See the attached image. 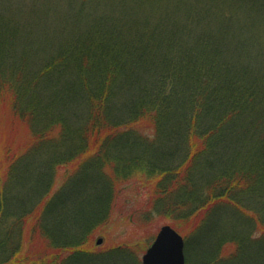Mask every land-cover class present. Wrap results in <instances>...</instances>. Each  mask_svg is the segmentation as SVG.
Segmentation results:
<instances>
[{
    "label": "trees",
    "instance_id": "obj_1",
    "mask_svg": "<svg viewBox=\"0 0 264 264\" xmlns=\"http://www.w3.org/2000/svg\"><path fill=\"white\" fill-rule=\"evenodd\" d=\"M131 1L137 5L142 3ZM182 1L176 0L171 5L179 10L177 14L169 16L170 12L165 11L158 23L153 24L152 13L141 20L140 10L135 13L131 4L124 3L125 7L113 10L104 8L106 0H72L66 24L70 28L64 31L69 36L62 35L59 40L53 33L48 34L50 45L60 46L37 78L29 79L32 73L22 71L17 81L6 86L5 73L16 74L20 70L16 63L9 64V54L14 51L17 40L25 38L20 26L9 20V27L0 28V92L12 98L17 84L21 89L20 98L25 100L32 98L42 85L52 98L51 105L77 107L78 101H87L91 115L84 128L85 147L71 164L80 167L85 164L91 168L90 173L100 171L91 164L93 160L100 159L101 165L116 164L118 169L106 176L107 179L101 174L94 179L95 184L103 185V190L110 193L114 192L111 187L118 178L129 179L140 171L150 181L149 212L181 217L185 214L181 231L187 238L188 220L202 221L210 215L218 216L221 206L228 204L235 208L236 198L241 194L254 196L253 192L258 193L262 186L256 181L261 171L255 165L261 166V150H264V121L259 118L264 69H254L253 60V63L250 59L243 62L242 58H251L256 41L261 44L260 59L264 62V41L255 36V30L264 20V0ZM87 6L89 11L93 8L92 12L87 11L88 16ZM226 9L229 11H220ZM238 13L246 18L236 26ZM213 18L221 25L212 22ZM228 23L233 26L226 27ZM51 124L53 132L56 124ZM145 127L147 132H142L141 128ZM182 134L187 137L189 153L184 163L175 167V162L162 158L165 152L160 153L159 147L161 138L172 141ZM121 135L126 138L121 139ZM43 139L36 137L34 142L38 144ZM135 141L141 142L144 150L135 149ZM121 150L127 156L119 155ZM115 155L116 160L111 162L109 159ZM225 163L230 165L228 171L215 176L206 190H196L191 176L194 172L202 167L201 171L211 176ZM7 164L10 161L0 166V182ZM205 178L203 175L201 179L205 181ZM260 194L263 195L261 191ZM47 201L45 197L38 205L36 225L47 213L50 206ZM93 210L87 215L90 221L95 218ZM216 230H211L209 238L207 235L200 240L197 250L201 257L197 264H241L247 257L252 264H264V244L256 240L254 253L245 254L248 245L255 243L247 238L239 240L244 254L227 261L223 246L230 244L231 235L224 233L220 237ZM58 235V239L53 236L50 242L43 229L42 233L41 230L33 232V244L25 241L19 244L0 264H80L83 253L91 254L85 240L87 234L67 238L68 241L66 236L62 241ZM49 242L53 244L51 247ZM3 252L8 254L6 248ZM66 253L73 258H66Z\"/></svg>",
    "mask_w": 264,
    "mask_h": 264
},
{
    "label": "rangeland",
    "instance_id": "obj_2",
    "mask_svg": "<svg viewBox=\"0 0 264 264\" xmlns=\"http://www.w3.org/2000/svg\"><path fill=\"white\" fill-rule=\"evenodd\" d=\"M141 1L142 3L137 5L131 0H106L104 8L114 10L116 7L118 9L125 7V5L122 6L124 3L131 4L130 8L134 9L135 13L140 10L138 18L141 20L145 15L149 16L152 13L153 24L158 23V19L165 14V11L170 12L167 14L169 16L179 12L175 9V5L171 7L176 0ZM190 1L182 2L189 3ZM163 4L170 7H164ZM71 7L72 0H0V28L5 25L9 27V20H12L14 24L20 26L21 33L25 34L22 41L17 40L16 42L17 37L12 39L13 43H16L13 45L14 51L11 50L9 54L11 59L9 64L16 63L20 70L16 74L5 73L9 81L5 80L7 81L6 86L17 81L22 71L27 70L28 73H32L31 76L25 74L30 77L29 79L37 78L36 75L60 46L50 45L48 34L53 33L52 36L56 35V39L59 40L62 35L69 36V34H64V31L70 28L66 24ZM89 8L90 6H87L85 12L87 16V11H93V8L90 11ZM220 11L224 13L229 10ZM238 15L239 22L236 26L243 24L246 18L244 14L238 13ZM213 19L212 22L221 25L216 18ZM235 21L233 20L234 24ZM260 24L255 30V36L264 41V20ZM225 25L226 27L233 26L232 23ZM19 26L14 25L13 27ZM14 30L19 32L17 28ZM252 38L257 39L253 36ZM253 49V52L252 49L250 51L252 52L251 58H242L243 62L250 59L252 63L254 61L252 68L258 67V70H263L264 62L260 59L261 44L255 41ZM11 74H14V77ZM262 75L261 79L264 81V70ZM99 84L102 85L100 82ZM19 87L20 85L15 84L12 95L17 96L15 100H12L13 97L8 99V93L0 92V166L10 161L9 165H5L7 169L3 172L4 179L0 182V263L1 259L9 257L13 252L12 249L19 244L24 241L31 243L34 237L33 232L41 230L42 233V229L50 242L53 241V236H58V239V234L61 235L62 241H64V236L66 239H74L78 234H83L84 237L87 234L85 240L89 244L87 249L91 254L83 253L84 258L79 261L80 264H142L145 252L152 245L162 227L172 226L182 236L185 235V232L181 231L183 227L181 221H185V214L181 217L176 214L163 215L153 211L149 212L150 181L140 171L129 179L118 178L112 184L113 187L110 186L114 191L110 193L103 190V185L97 182L95 184L94 179L97 180L100 174L102 178L107 179L106 176H111L112 172L118 169L116 164L107 165L105 162L101 165L100 159L93 160L91 164L97 166L100 171L92 173H90L91 168L85 167V164L81 167L71 164L81 155L85 147L87 138H84V131H86L84 128L91 115L87 101H78L77 107L75 105L66 107L61 104L51 105L49 101L52 98L48 96V91L42 85L35 91L32 98L24 100L20 98L21 89ZM7 89L11 90L9 87ZM259 92H261L262 100L259 118L264 121V82ZM34 97L36 98L33 99ZM52 122L56 124L53 132ZM146 128H141V131L147 132ZM124 136L121 135V139ZM182 136H176L177 138H173L172 141L168 138H161L160 153L165 152L162 158L169 163L175 162V167L180 163L182 165L189 153L187 137L184 134ZM36 137L44 139L36 144V141L34 142ZM107 143L110 144L108 141ZM133 146L135 149L144 150L141 142L135 141ZM126 152L131 153L132 151ZM256 152H258L257 148ZM261 152V166L255 165V168L261 171L260 175L257 172L259 176L256 177V181L262 185L258 193L253 192L254 196L241 194L234 201L238 204L237 207L223 205L218 210V216L210 215L202 221L190 219L186 222L187 264L189 262L197 264L201 257L197 250L199 242L207 235L209 238V235L213 233L212 229H217L216 232L221 235L220 237L224 236V233L231 235L228 240L230 244L223 246L227 261L239 254H244V252L241 253L242 243L239 242L242 238L255 242L248 245L245 254L254 253L256 240L264 244V150ZM122 154H125L123 150L119 155ZM114 157L109 160L115 161L116 155ZM227 164H223L225 168L222 165L219 166L211 174L213 177L207 176L206 171H201L202 167L201 170L194 172L191 176L195 179L196 190H206L215 176L228 171L230 165ZM240 165H242L241 161ZM238 170L241 172L242 169ZM203 175H206L205 181L201 179ZM45 197L50 206L45 216H41L40 222L39 219L36 221V225L34 217L39 215L38 205ZM100 201L103 202L102 206H99ZM92 210L95 218L90 221L88 216L91 215ZM160 211L159 213H162ZM185 213L188 212L185 211ZM188 217L190 216L187 215ZM24 218L25 221H23ZM35 225L37 230L34 228ZM100 239L103 240V244L98 246L97 242ZM50 242L48 245L51 247ZM5 248L8 253L6 255L3 252ZM115 253L117 255L112 256ZM66 256L70 260L73 258L67 253ZM91 257L97 261L92 260ZM241 264H252V260L247 257V260L242 261Z\"/></svg>",
    "mask_w": 264,
    "mask_h": 264
},
{
    "label": "water",
    "instance_id": "obj_3",
    "mask_svg": "<svg viewBox=\"0 0 264 264\" xmlns=\"http://www.w3.org/2000/svg\"><path fill=\"white\" fill-rule=\"evenodd\" d=\"M184 248L183 238L171 227H163L143 257V264H186Z\"/></svg>",
    "mask_w": 264,
    "mask_h": 264
}]
</instances>
